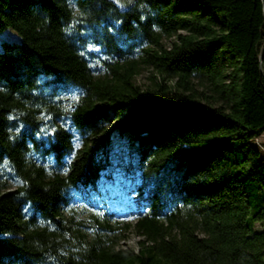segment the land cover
<instances>
[{
    "label": "trees",
    "instance_id": "16d2710c",
    "mask_svg": "<svg viewBox=\"0 0 264 264\" xmlns=\"http://www.w3.org/2000/svg\"><path fill=\"white\" fill-rule=\"evenodd\" d=\"M263 7L0 0L14 34L0 39V264H264V161L248 142L264 132ZM144 66L161 74L146 88ZM115 171L134 222L90 196ZM76 192L85 216L66 209ZM130 227L137 248L117 247Z\"/></svg>",
    "mask_w": 264,
    "mask_h": 264
},
{
    "label": "rangeland",
    "instance_id": "374dc122",
    "mask_svg": "<svg viewBox=\"0 0 264 264\" xmlns=\"http://www.w3.org/2000/svg\"><path fill=\"white\" fill-rule=\"evenodd\" d=\"M119 7H126L131 0H114ZM14 37V34L8 31L0 30L1 38ZM169 40V38H167ZM227 72L231 70V66H226ZM161 80V74H159L151 66H144L140 69L134 77V81L142 88L153 86L156 82ZM165 83L173 84L176 80V76L166 77ZM194 86L198 92H204L215 103H223L219 95L209 88L208 80L205 77H192ZM227 77L225 81L227 82ZM243 141V138L230 139L225 142V145L230 147L234 154H238L239 151H244L242 146L238 145ZM249 144L255 150L258 151V157L264 161V132L257 134L249 139ZM8 186L13 187V181L8 179ZM132 180L121 172H113L109 176H103L98 184L100 194L91 192L90 196L95 204L99 207H103L107 212H112L113 219L118 220L120 223L123 221L134 222L135 216H133L132 210L137 208V194L133 187ZM72 208L74 212H77L79 216H85L87 212L91 210L89 204L85 201L80 192H76L69 201L66 209ZM254 208L252 209V212ZM255 229H264V221L256 222ZM132 227L126 230V236L120 237L117 243V247L122 248H137V240L141 238Z\"/></svg>",
    "mask_w": 264,
    "mask_h": 264
},
{
    "label": "water",
    "instance_id": "95a60500",
    "mask_svg": "<svg viewBox=\"0 0 264 264\" xmlns=\"http://www.w3.org/2000/svg\"><path fill=\"white\" fill-rule=\"evenodd\" d=\"M263 13H264V7H263Z\"/></svg>",
    "mask_w": 264,
    "mask_h": 264
}]
</instances>
